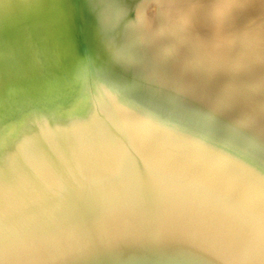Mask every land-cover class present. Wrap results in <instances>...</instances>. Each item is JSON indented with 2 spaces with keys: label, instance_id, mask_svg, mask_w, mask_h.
<instances>
[{
  "label": "water",
  "instance_id": "95a60500",
  "mask_svg": "<svg viewBox=\"0 0 264 264\" xmlns=\"http://www.w3.org/2000/svg\"><path fill=\"white\" fill-rule=\"evenodd\" d=\"M148 1L0 0V264H264V163L168 112Z\"/></svg>",
  "mask_w": 264,
  "mask_h": 264
},
{
  "label": "bare ground",
  "instance_id": "6f19581e",
  "mask_svg": "<svg viewBox=\"0 0 264 264\" xmlns=\"http://www.w3.org/2000/svg\"><path fill=\"white\" fill-rule=\"evenodd\" d=\"M135 45L176 120L264 163V0H149Z\"/></svg>",
  "mask_w": 264,
  "mask_h": 264
}]
</instances>
